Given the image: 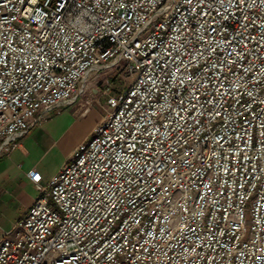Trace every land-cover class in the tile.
<instances>
[{
	"label": "built area",
	"instance_id": "1",
	"mask_svg": "<svg viewBox=\"0 0 264 264\" xmlns=\"http://www.w3.org/2000/svg\"><path fill=\"white\" fill-rule=\"evenodd\" d=\"M107 68L0 264H264V0H0V158Z\"/></svg>",
	"mask_w": 264,
	"mask_h": 264
},
{
	"label": "rangeland",
	"instance_id": "2",
	"mask_svg": "<svg viewBox=\"0 0 264 264\" xmlns=\"http://www.w3.org/2000/svg\"><path fill=\"white\" fill-rule=\"evenodd\" d=\"M130 80L120 68L92 71L80 85L83 91L75 101L61 108L64 112L60 127H53V132L36 147L30 140L25 142L31 155L25 158L23 169L17 168L18 152L13 160L0 165V192H7L0 195V236L20 219L25 206L36 194L34 182L47 183L71 161L77 145L89 139L93 128L113 110ZM31 171L36 172L34 178L28 175ZM18 172L19 180L13 179ZM6 175L9 179H5Z\"/></svg>",
	"mask_w": 264,
	"mask_h": 264
},
{
	"label": "crops",
	"instance_id": "3",
	"mask_svg": "<svg viewBox=\"0 0 264 264\" xmlns=\"http://www.w3.org/2000/svg\"><path fill=\"white\" fill-rule=\"evenodd\" d=\"M63 112L64 111H62L61 109H57V110H54L51 114L48 113L46 118L39 125L35 126L28 133H26L25 135H23L22 137L18 139L17 141L18 147L15 150L7 154H4L0 158V165L6 160H13L14 154L18 152L19 155L15 157L18 160L17 168L18 170L21 171L23 169V166L25 165V160H26L25 158H29L31 155V151L26 148L25 142L30 140V143L34 147H36L39 143L44 142V140L50 135V131L53 132V127H56V128L60 127L61 115L63 114ZM9 177H10L9 175H6L5 179H9ZM19 177H20V173L18 172L16 175L13 176V179L19 180ZM51 179L47 183L46 182L42 183L40 181L34 182V189H35L36 194L32 197L31 201L25 206V211L22 213V215L19 218H21L27 212L30 206L38 198L39 192L36 188V184L38 183V184H43V186L45 185L47 186L50 183ZM4 193L6 194L7 192L5 191L0 192V195ZM8 230H4V231H8Z\"/></svg>",
	"mask_w": 264,
	"mask_h": 264
}]
</instances>
